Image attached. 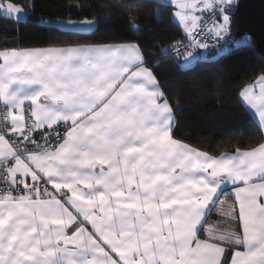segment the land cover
Instances as JSON below:
<instances>
[{"label": "snow or ice", "instance_id": "6c2138e0", "mask_svg": "<svg viewBox=\"0 0 264 264\" xmlns=\"http://www.w3.org/2000/svg\"><path fill=\"white\" fill-rule=\"evenodd\" d=\"M234 4L175 0L173 16L204 49L229 32ZM26 7L0 0L9 17ZM207 12L219 19L205 29ZM0 60V264H228L229 251L230 264H264V142L215 156L173 138L139 44ZM240 95L264 129V74ZM229 186L238 207L220 200ZM218 202L225 226L205 227Z\"/></svg>", "mask_w": 264, "mask_h": 264}, {"label": "trees", "instance_id": "16d2710c", "mask_svg": "<svg viewBox=\"0 0 264 264\" xmlns=\"http://www.w3.org/2000/svg\"><path fill=\"white\" fill-rule=\"evenodd\" d=\"M25 17L0 15V49L48 45L136 42L140 45L175 110L174 138L218 155L264 142L257 121L242 103L239 93L247 83L264 74V57L254 41L241 42L236 35L237 18L230 10L227 36L236 41L220 52L197 50L196 60L167 55L165 46L184 37L173 18V6L158 0H31ZM27 6V0H11ZM93 19L90 30L60 26L58 20ZM135 25V27H134ZM220 200L235 203L229 190ZM217 203L208 219L218 218ZM221 221V220H220ZM201 236H205L203 233Z\"/></svg>", "mask_w": 264, "mask_h": 264}, {"label": "water", "instance_id": "95a60500", "mask_svg": "<svg viewBox=\"0 0 264 264\" xmlns=\"http://www.w3.org/2000/svg\"><path fill=\"white\" fill-rule=\"evenodd\" d=\"M235 16L236 35H250L256 50L264 57V0H237Z\"/></svg>", "mask_w": 264, "mask_h": 264}, {"label": "built area", "instance_id": "2783aa9c", "mask_svg": "<svg viewBox=\"0 0 264 264\" xmlns=\"http://www.w3.org/2000/svg\"><path fill=\"white\" fill-rule=\"evenodd\" d=\"M202 18L205 21V24L202 27L206 29L207 27L211 26L210 21L212 19H219V16L218 15L213 16L211 12H207ZM198 38L201 39V42H204L203 37L198 36ZM235 41L236 40L234 38H231L229 36H224L223 39L219 40L218 42L213 38H208L207 43L209 46L207 48L220 52V51L225 50L229 46V44H232ZM240 41L243 43H252L254 40L250 35H244V36H241ZM174 45L175 47H173ZM198 49L199 48L194 46L193 42L190 40V38L188 37L186 33L184 37H181L177 39L176 41L165 46L164 51L167 55L175 59H184L187 57V53L189 51H191L193 54ZM2 110H3V105L0 102V111Z\"/></svg>", "mask_w": 264, "mask_h": 264}, {"label": "crops", "instance_id": "0c3cea01", "mask_svg": "<svg viewBox=\"0 0 264 264\" xmlns=\"http://www.w3.org/2000/svg\"><path fill=\"white\" fill-rule=\"evenodd\" d=\"M31 0H27V2H26V4H27V7H26V10L24 11L25 12V14L27 13V11L30 9V6H31ZM173 18H174V16H173ZM175 19V18H174ZM176 20V19H175ZM59 21V20H58ZM58 21H56L60 26H62ZM68 28H71V27H68ZM185 33H186V31H184ZM227 36V35H226ZM117 43H127V42H108V43H97V44H117ZM136 43V42H135ZM83 44H86V43H83ZM70 45V44H69ZM48 46H50V45H48ZM48 46H37V47H48ZM22 48H30V47H22ZM22 48H9V49H22ZM9 49H0V50H9ZM198 50H201V48H199ZM184 59H186V58H184ZM189 59H195L196 60V54L195 53H193L192 54V57L191 58H189ZM194 60V61H195ZM193 61V62H194ZM0 62H2V60H0ZM158 80V79H157ZM257 80V79H256ZM256 80L255 81H252V82H250V83H247L246 85H251V84H254L255 82H256ZM159 82V81H158ZM159 85H160V87H161V89H162V86H161V84H160V82H159ZM244 87V86H243ZM163 90V89H162ZM242 90V89H241ZM258 90V89H257ZM240 93H241V91H240ZM240 93H239V97H240V99H241V101H242V103L244 104V106L246 107V109L250 112V114L253 116V118L257 121V123L259 124V126L261 127V125H260V122H259V118H258V115L256 114V112H255V110L254 109H251L250 108V106L249 105H247L246 104V102L241 98V95H240ZM2 103V102H1ZM172 109H173V107H172ZM173 114H174V120H175V122H176V114H175V110L173 109ZM175 125V124H174ZM261 130L263 131V134H264V129H262V127H261ZM174 138V137H173ZM176 139V138H175ZM182 141V140H181ZM184 142V141H183ZM184 143H186V142H184ZM187 144H189V143H187ZM190 145V144H189ZM190 146H192V145H190ZM192 147H194V146H192ZM195 148H197V147H195ZM199 149V148H198ZM201 150V149H200ZM202 151H204V150H202ZM224 153V152H223ZM210 154V153H209ZM221 154V153H220ZM220 154H218V155H215V156H219ZM213 155V154H212ZM229 190V192L231 193V195H232V197H233V199H234V201H235V197H234V193H233V191H232V187L231 186H229V187H227L226 189H224V190ZM235 203H237L236 201H235ZM237 207H238V203H237ZM218 218H219V215H218ZM210 219H212V217L211 218H207V221L209 222V220ZM226 221V220H225ZM214 222H218L216 225H218V226H225L224 225V221H214ZM208 226H211L209 223H207V225H205V227H208ZM205 238V236H201V239H204ZM231 255H232V253L229 251V252H227L226 253V257H225V259H226V261L228 262V264H230V259H231Z\"/></svg>", "mask_w": 264, "mask_h": 264}, {"label": "rangeland", "instance_id": "374dc122", "mask_svg": "<svg viewBox=\"0 0 264 264\" xmlns=\"http://www.w3.org/2000/svg\"><path fill=\"white\" fill-rule=\"evenodd\" d=\"M158 1H161V2H165V3H169V4H174L175 3V0H172V2L170 3L169 2V0H158ZM236 1V0H235ZM176 9L173 7V12L175 11ZM0 15H6V16H8L7 14H5V13H3V12H0ZM25 12L23 13V14H20L19 15V17L18 18H22V17H25ZM229 15H230V18H231V14H230V12H229ZM15 18V17H14ZM175 19H176V21L179 23V25L182 27V29H183V31H186L185 30V28L183 27V24H182V22H180L179 20H178V18H176V17H174ZM85 20H91V21H94L93 19H87V18H85V19H82V20H59L58 22L60 23V21H64V22H68V21H79V22H83V21H85ZM63 27H68L67 26V24L66 23H60ZM94 25H95V21H94V23L93 24H91L90 26L89 25H84V26H81V25H77V26H75V27H71V29H76V30H90V29H92L93 27H94ZM231 25V24H230ZM229 30H230V28H229ZM229 34V32L226 34V35H228ZM225 35V36H226ZM206 51H207V48H204L203 49V54H202V56H204L205 54H206ZM195 59H183L182 60V64L183 65H189V64H191V63H193V61H194ZM217 212L218 213H220V206H219V208L217 209ZM228 218L227 217H225V216H222L221 214H219V218H213L212 217V219H210L209 220V224L211 225V226H213V225H216L218 222H214V221H219L220 222V220H222V221H225V220H227Z\"/></svg>", "mask_w": 264, "mask_h": 264}]
</instances>
